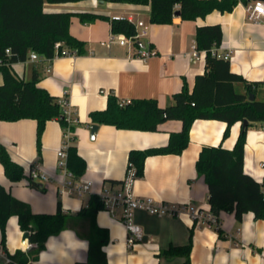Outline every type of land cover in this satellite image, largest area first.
Segmentation results:
<instances>
[{
	"label": "crops",
	"instance_id": "1",
	"mask_svg": "<svg viewBox=\"0 0 264 264\" xmlns=\"http://www.w3.org/2000/svg\"><path fill=\"white\" fill-rule=\"evenodd\" d=\"M252 3L253 0L249 4L240 2L231 12L216 11L196 21H183L176 16L170 25L151 24L150 5L104 4L97 0L44 5L48 13L90 12L109 20L92 24L82 23L77 17L71 20V35L85 42V51L81 55L73 53L13 65L17 75L24 80L31 77L32 68L37 66L41 72L39 87L67 103L65 109L71 111L72 120L79 124L74 136L79 154L87 164L80 179L92 182L91 194L82 198L59 194V184L64 177L57 169V153L65 138L60 121L47 123L39 153L35 120L4 122L0 119V143L25 169V177L11 183L0 163V184L13 197L27 202L35 213L54 214L62 203L64 212L74 216L67 230L47 239L45 250L32 264L84 263L89 254V243L76 232L86 231L83 218L77 216L80 210L90 205L93 196L121 188L128 173L131 151L164 147L171 133L182 130V122L176 120L164 123L157 132L122 130L100 124L92 138L91 125L94 123L89 115L105 110L110 94L123 102L154 99L161 107H168L185 83L192 91L196 77L205 73L206 66V52L194 56L197 28L212 25L223 28L220 53L231 52V70L254 85V99L264 101V17L260 22L248 19L247 7ZM114 18L131 20L136 25L143 22L138 31L145 29L148 33L137 42L127 38L122 45L120 40L124 35L112 33L110 20ZM227 127L220 121H196L191 129L190 143L180 155H156L146 159L144 174L134 185L135 194L171 206L190 204L210 211L208 187L204 177L197 174L196 163L206 146L222 144L233 150L241 123L231 127L230 135L224 139ZM246 143L244 170L262 184L264 124L249 130ZM35 163L50 176L48 182L40 183L44 191L34 189L28 181L30 168ZM96 220L111 237L105 247L109 264H184V258L168 257L164 252L171 246L186 245L191 236V264H264V220H256L251 212L240 222L234 214L222 212L219 220L223 234L220 235L214 227L199 221L191 222L187 215L158 217L136 211L134 222L142 228V237L134 246L127 245L124 224L108 212L99 211ZM7 234L5 245L0 244V264H7V251H26L31 246L29 241L23 242L24 233L15 217L8 222ZM1 238L0 230V241Z\"/></svg>",
	"mask_w": 264,
	"mask_h": 264
},
{
	"label": "trees",
	"instance_id": "2",
	"mask_svg": "<svg viewBox=\"0 0 264 264\" xmlns=\"http://www.w3.org/2000/svg\"><path fill=\"white\" fill-rule=\"evenodd\" d=\"M84 0H0V72L3 83L0 84V119L4 122L35 120L37 122V148L41 152V141L49 121L58 120L65 131L72 133L67 150L68 167L77 178H81L87 169L86 161L79 154L74 136L79 125L70 121L65 114V106L57 97L39 87L40 69L32 68L28 80L20 78L14 70L16 63L27 62L30 54L36 53L40 59L51 60L65 51L71 54H83L85 42L70 33L71 20L79 18L82 23L92 24L108 17L90 13L57 12L48 13L44 5L75 3ZM105 3L131 5H150L149 21L153 25H167L173 22L176 13L183 21H196L210 13L231 12L240 3L249 4L250 0H97ZM112 33L134 38L137 25L127 19L110 20ZM223 28L219 25L197 28L195 34L196 50L206 52L205 73L198 75L192 91L185 83L182 90L173 96V104L161 107L154 99H135L122 103L115 95L108 96L107 108L91 112V122L97 125L114 126L122 130L157 132L168 121H181L182 130L170 134L169 142L161 148L145 151L133 150L129 153L137 175L144 174L145 161L150 156L180 155L190 143V133L198 120H213L225 123L228 127L224 139L230 135L231 127L241 123L238 140L229 150L222 144L217 147L206 146L202 149L196 163L199 176L204 177L209 192L211 212L216 216V231L222 235L219 216L222 212L234 214L237 221L247 213H253L256 220H264V182L259 183L244 170L245 145L248 132L257 124H264V101L256 97L255 88L241 75L231 70L230 60L218 58L223 43ZM244 122L247 124L244 126ZM0 163L11 183L25 177L24 168L16 162L5 145L0 143ZM31 187L44 191L39 182L30 181ZM115 184V182H113ZM62 203L54 214L35 213L31 206L13 197L0 184V244L5 245L7 225L10 219L17 218L21 232L29 233L30 248L26 251H7V264H32L45 250L47 239L58 236L67 230L74 216L64 212ZM88 207L80 210L77 216L83 218L86 231L77 234L89 243L87 260L78 264H109L105 247L110 242L108 230L97 224L96 216L104 210L98 196H93ZM190 241L180 247L171 246L164 252L168 257L184 258V264H191L193 247Z\"/></svg>",
	"mask_w": 264,
	"mask_h": 264
},
{
	"label": "built area",
	"instance_id": "3",
	"mask_svg": "<svg viewBox=\"0 0 264 264\" xmlns=\"http://www.w3.org/2000/svg\"><path fill=\"white\" fill-rule=\"evenodd\" d=\"M248 19L252 22H260L264 17V2H254L247 7ZM114 20H122L120 18H114ZM130 22H132L130 20ZM136 25V24H135ZM144 25L143 22L137 24V34L134 38H131V41L137 42L142 37L147 35V30L138 31L139 27ZM114 38L111 37V40ZM127 42L125 36L121 37L120 43L123 45ZM213 53L220 59L229 61L231 59V52L229 53H220V51H213ZM71 53L65 51L63 55L55 56H64L70 55ZM194 56L198 57L199 53L195 48ZM40 57L36 53L30 54V60L37 61ZM125 103V102H122ZM62 104L66 107L68 106L65 101H62ZM65 114L68 116L71 121V111L65 109ZM73 121V120H72ZM72 133L68 130L65 131L64 144L62 148L57 153V169L63 175L64 179L59 184V194L75 196L82 198L85 195L91 194L92 182L83 181L80 178H77L73 172L68 167V156L67 150L71 143ZM264 166V165H263ZM29 171V180L39 183H45L50 180V176L45 172L41 171L38 164H33ZM127 174L125 179L122 182L121 188L119 190H107L102 192L98 197L104 205V210L108 212L113 218L121 221L127 231V245L134 246L138 240L142 237V228L134 222V213L136 211H144L152 216L164 217H183L187 215L191 222H201L206 224L208 227H218V221L213 212L201 210L190 204L171 206L165 204L164 202L157 201L150 197H141L135 194L134 185L136 180L139 178L137 171L132 164H129ZM88 207V205L86 206ZM8 262V260H7Z\"/></svg>",
	"mask_w": 264,
	"mask_h": 264
},
{
	"label": "water",
	"instance_id": "4",
	"mask_svg": "<svg viewBox=\"0 0 264 264\" xmlns=\"http://www.w3.org/2000/svg\"><path fill=\"white\" fill-rule=\"evenodd\" d=\"M253 1H254V2H257V1L264 2V0H253ZM175 16L179 17V16H180V13L177 12ZM249 100H250V101H253V100H254V95H253V94H251V95L249 96ZM246 124H247V122H244V126H245ZM98 130H99V125H97V124H93V125H91V135H92V138L95 137V134L97 133ZM29 236H31L29 233H24V234H23V242H24V243H25L26 241L29 240Z\"/></svg>",
	"mask_w": 264,
	"mask_h": 264
},
{
	"label": "rangeland",
	"instance_id": "5",
	"mask_svg": "<svg viewBox=\"0 0 264 264\" xmlns=\"http://www.w3.org/2000/svg\"><path fill=\"white\" fill-rule=\"evenodd\" d=\"M143 41H145V39H143Z\"/></svg>",
	"mask_w": 264,
	"mask_h": 264
}]
</instances>
